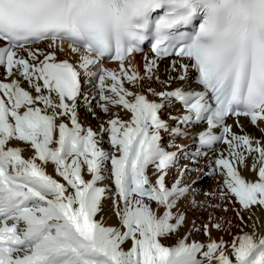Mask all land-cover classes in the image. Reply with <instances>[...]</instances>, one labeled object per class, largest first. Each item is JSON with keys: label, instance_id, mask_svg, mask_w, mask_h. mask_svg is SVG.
Returning a JSON list of instances; mask_svg holds the SVG:
<instances>
[{"label": "snow or ice", "instance_id": "snow-or-ice-1", "mask_svg": "<svg viewBox=\"0 0 264 264\" xmlns=\"http://www.w3.org/2000/svg\"><path fill=\"white\" fill-rule=\"evenodd\" d=\"M146 43L154 56H144L141 74L131 58ZM166 57L179 58L170 65L178 75L161 81ZM113 60L119 73L104 66ZM190 69L202 90L171 88ZM146 84L158 99L141 91ZM78 101L110 118L98 131L85 127ZM174 104L183 114L163 118ZM262 124L264 0H0V264H264V225L253 220L264 210ZM189 138L191 146L176 143ZM181 156L187 163L177 167ZM205 178L215 186L203 187ZM106 179L119 227L96 219L111 192L98 186ZM229 210L252 230L233 233L218 215ZM189 211L207 220L189 222ZM186 226L176 245L161 242ZM213 229L232 240L213 239ZM201 230L208 242H189Z\"/></svg>", "mask_w": 264, "mask_h": 264}, {"label": "bare ground", "instance_id": "bare-ground-1", "mask_svg": "<svg viewBox=\"0 0 264 264\" xmlns=\"http://www.w3.org/2000/svg\"><path fill=\"white\" fill-rule=\"evenodd\" d=\"M148 55L150 58L151 56L147 53H145L144 55H142L141 57L138 58H133L131 59V63L133 65H136L138 67V70L141 74L144 73V56ZM129 61H125V66H128ZM119 64H110L107 65L106 68L111 69V70H115L117 71V73H119ZM177 68H179V65H177ZM157 75H159L160 80L164 81L167 80L169 75L175 77L176 75H178V72H172L169 68V63H167L166 61H162L160 62V66L156 72ZM193 77V70L190 69L189 71V78L187 81H178V80H173L171 82V88H175L178 86L183 85L184 87H186L192 80ZM112 81L108 80L107 84H111ZM147 86H149L148 84L145 85L144 89H141V91H145L146 92V88ZM150 86L152 88H155L157 91L160 90H167L165 89V86L162 83H157L155 81V79H153L150 82ZM126 87H128L130 90L132 91H136L137 89H133L131 88L130 85L126 84ZM148 98L149 99H158L156 97H153L150 93H147ZM93 111L95 112V117L93 116ZM113 112H119L120 114V118L123 120H129L131 118V114L123 109H113ZM171 113L172 115H181V108H180V104H174L173 106L166 108L163 112V118L167 119L168 114ZM98 117V118H97ZM110 118L109 115H105L97 106H96V102L93 101L92 102V108L91 109H87L84 108L83 111L79 112V119L80 122L85 126V127H92L95 130H99V126L101 123L105 122L106 120H108ZM170 123H173L172 121H170ZM261 127H264V124L261 125ZM253 136H257L259 137L261 135V133L259 131H257L256 128H252L251 129ZM164 139L162 141V143L167 146L169 143V137L167 133H162ZM190 142L191 139H178L176 141V143L178 144H184L186 146H190ZM13 146H20L25 148V152H24V156L25 158H30L34 155V151L30 148V146L28 145H23L22 142H13ZM102 146L104 147V149L110 150V145L108 143V135L105 134L103 137V144ZM174 150V149H172ZM39 163V161H38ZM187 163V160H185L183 158V156H181L180 160H179V164L177 165V167L183 165ZM109 169L111 167L110 163L108 165ZM46 170L48 172L49 175H52L54 178H56L58 181H60L61 183H65L63 181V179L61 177H59L54 169V166L52 164H48L46 166ZM174 170V169H173ZM172 170V171H173ZM153 169L150 168L149 169V175L152 174ZM172 171L170 173V177L169 179H171L173 177L172 175ZM245 176H247L249 179H255V174L251 173V172H244L243 173ZM107 175V173H106ZM84 176L86 179H89L90 176L89 174L86 172H84ZM195 176V175H194ZM212 183L209 187H214L216 184V180L211 179V178H205L204 182H203V187H206L207 184ZM99 187H105L107 186L109 189H111V192H109L107 195L109 196V198L105 199L102 201L101 203V211L97 214L96 219L97 220H103L105 226H115V227H119V221L118 218L115 214L114 208H113V199L111 198V193L115 192V185L112 179H106L102 182H100L98 184ZM181 207L183 208L184 205L181 204ZM237 207H239V205H237ZM218 215L224 216L228 219H230L233 223V225H236V227L232 228V232L235 234H239L241 231V228L243 227V230L246 232H250L252 229L250 227H244L241 224V221L239 219H237L236 217V213L234 211L229 210L228 212H220L218 213ZM244 219L246 221H248L249 224H251L253 221L252 220H248L249 217V213L248 212H244ZM256 217H259V220L257 221L258 225H264V210H256L255 212V216L253 217V220H256ZM188 220L189 222H191L192 220H195L197 225L199 226L200 224H202L204 221L207 220V216L199 213V212H194V211H189L188 212ZM189 231V227H184L181 228L179 230V232L177 234H173L169 237H165L161 239V242L166 245V246H174L178 243V241L180 239H182L186 233ZM261 231H264V227L261 228ZM221 237H223L224 240L226 241H231L232 240V235H229L225 232H218L216 230H212V238L219 240ZM208 237L205 236L204 232L201 230L200 232H192V235L189 237V242L192 241H198V242H203V243H207L208 242ZM132 246V242L131 241H127L125 242V244L123 245V247L125 248V250H128L130 247Z\"/></svg>", "mask_w": 264, "mask_h": 264}]
</instances>
